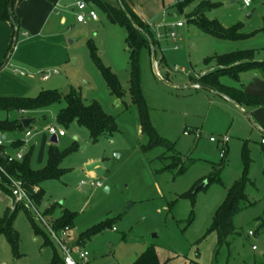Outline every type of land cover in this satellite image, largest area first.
<instances>
[{
	"label": "rangeland",
	"instance_id": "1",
	"mask_svg": "<svg viewBox=\"0 0 264 264\" xmlns=\"http://www.w3.org/2000/svg\"><path fill=\"white\" fill-rule=\"evenodd\" d=\"M74 1L76 8L70 5ZM114 1L117 4L118 0ZM181 1L131 0L137 10L151 14L154 27L162 34L158 23L184 22V26L175 27L177 41L163 35L156 38L160 44L155 49L143 46L138 56L140 88L149 118L173 149L162 143L145 150L150 139L141 132L129 90L132 64L127 31L99 4H87V10L80 13V1L63 0L50 14L42 33L24 36L20 30L16 42L13 35L6 49L3 62L10 56L0 71V96H36L47 89L68 93L74 88L85 102L98 101L116 118L117 131L94 142L87 127L77 122L67 127L59 124L57 114L66 105L64 99L25 114L0 112V118L34 119L30 124L35 133L31 141L36 143L31 156L34 169L46 165L51 144L60 150L74 146L61 163L65 173L40 183L45 195L36 208L47 222L58 218L61 209L74 213L72 239L93 226L106 224L85 242L89 252L86 264H133L150 245L161 264L264 262V128L239 105L194 84L201 72L209 70L206 60L210 57L253 50L256 60H264V0H251L249 5L244 0H210L218 6L206 11V17L227 28L236 27L243 35L238 39L204 32L187 17L196 3L181 12L177 6ZM89 9L98 19L78 22L77 16L87 15ZM62 16L66 18L63 23ZM4 35L5 31H0V40ZM96 54L116 74L124 89L121 99L110 92ZM213 65L212 71L221 69L235 75L232 66ZM14 69L23 70L26 76L15 74ZM49 70L51 77L43 81L42 75ZM239 75V81L227 75L221 80L257 91L264 86L263 71ZM49 125L65 131L57 143L51 142ZM22 136L24 131L7 133L8 138ZM225 136L230 139L227 144ZM245 148L249 157L246 201L233 217L234 234L227 243L219 244L211 226L228 191L244 176ZM116 154L122 155L117 158ZM177 154L180 160L173 165ZM97 161L101 164L88 171L87 165ZM51 204L59 208L49 215L45 210ZM13 209L9 192L0 188V220L11 217ZM33 222L48 232L34 209L22 207L14 213L17 244L10 242L8 234L0 233V264H62L54 261L55 254L62 257L60 246L46 242Z\"/></svg>",
	"mask_w": 264,
	"mask_h": 264
},
{
	"label": "trees",
	"instance_id": "2",
	"mask_svg": "<svg viewBox=\"0 0 264 264\" xmlns=\"http://www.w3.org/2000/svg\"><path fill=\"white\" fill-rule=\"evenodd\" d=\"M85 1L88 3L99 4L113 22L121 24L126 28V42L128 44L132 64V74L130 80L131 85L129 90L132 102L136 106L139 113L141 132L142 134L147 135L150 139V142L148 146L145 147V150L148 147H153L162 143H164L168 148L173 149V144L163 139L153 128L149 118V110L140 88V78L138 73V56L140 48L148 46L155 49L156 44H160V41L156 39L157 37L154 27L137 15L127 0H118V5L116 6L105 0ZM193 3H196V6L192 11L187 13V17L190 22L198 25L204 32L225 39H238L243 37V35L238 33V29L236 27L227 28L218 20H211L206 17V11L218 6L210 0H182L177 6L181 12H184L185 8ZM0 21H11L15 27L14 35L16 30L19 32L20 21L15 15L14 4L11 8L9 7V0H0ZM95 59L97 60L106 78L110 92L117 98L121 99L124 94V89L122 88L116 74L100 61L99 55L96 54ZM212 61L219 66H232L231 70L235 71V75H232V73H225L223 70L218 69L216 71L200 75L194 84H199V87H206L209 90L216 91L219 94L233 100L242 107L264 106V93L261 95H255L246 91L245 86L241 85L240 87H237L234 85H228L221 80L223 76L227 75L239 81V73L244 71L264 72V60H256L253 50H240L210 57L206 60V63L209 64ZM4 65L5 62L1 64L0 68ZM63 99L65 100L66 105L61 108L57 114V120L60 125L67 127L71 123L77 122L79 125L87 127L90 137L94 142H97L103 134H112L117 131L118 127L116 118L107 113L98 101H91L89 103L85 102L80 93L74 88H72L68 93H63L57 89H47L41 90L36 96H0V112L9 114L11 112H20L22 109L26 112L36 111L61 102ZM28 127H30V125ZM26 128L27 127H25L22 123V119L0 118V131L5 134L25 131ZM12 139H14L12 144L0 146V163L9 175L14 178L21 179L24 182L28 195L33 199L36 206H40L45 195V191L40 188V183L47 179L59 178L65 173V169L61 167V163L74 146L60 150L57 145L51 144L48 149V159L46 165L42 169H34L31 165L33 145L29 146L23 160L21 161L8 162L3 156L2 152L6 149L14 150L24 145L21 137H15ZM177 155L173 157V162H175L173 165H177L180 160V155ZM244 160L246 167L243 178L237 180L233 187L230 188L225 201L219 207L213 219L211 231L216 232L219 244L227 243L230 236L234 234L235 229L233 225V217L241 209L242 202L246 201L245 188L249 181L247 175L249 157L246 148L244 149ZM182 170L183 169H181V171ZM9 183L10 181L8 177H6L4 173H0V188L8 191L11 195L12 193L9 189ZM35 188H38V190L35 191ZM22 207L27 211L29 209L24 204L17 203L13 209L12 216L9 217L7 215L0 220V233L8 234L9 240L14 246L17 244V233L12 227L13 215L19 208ZM58 208L57 204H51L47 206L45 213H48L49 215L54 214ZM74 217V213L65 208L61 209V214L58 218L51 220L48 223L56 230L66 226H69L72 229ZM33 226L37 232L44 235L46 242L51 245H56L54 239L51 235H49V232L43 231L35 222H33ZM105 226L106 224L102 223L87 229L77 238V243L84 244L88 239L100 232ZM54 261H60L62 264H65L63 253L61 258L55 254ZM133 264L161 263L154 246L150 245L133 262ZM252 264H264V262Z\"/></svg>",
	"mask_w": 264,
	"mask_h": 264
},
{
	"label": "built area",
	"instance_id": "3",
	"mask_svg": "<svg viewBox=\"0 0 264 264\" xmlns=\"http://www.w3.org/2000/svg\"><path fill=\"white\" fill-rule=\"evenodd\" d=\"M244 1H245L246 5H249L251 3V0H244ZM77 7L79 10H84L87 8V4L85 1H80V2H77ZM87 19H91V20H97L98 19L97 14L93 9H89L87 15L79 14L77 16V20L79 22H84ZM149 23L151 26H153V27L155 26V24L153 22L152 23L149 22ZM177 26L178 27L184 26V22L178 21L176 23H172L171 25L162 22V23H158V25H157V27H167L168 28L167 36L169 38H172L174 41H177V37H178V33L175 29V27H177ZM154 29L156 31L157 38L160 40L164 34L159 32L155 27H154ZM178 47H179L178 44H175V48H178ZM15 72L19 73L20 75L25 74V72L20 70V69H16ZM55 72H57V71H55ZM50 74H51V71H47L43 75V78L47 79L50 76ZM195 86L199 87V84H195ZM25 112L26 111L24 109H22L20 111V113H25ZM47 130H48V133L50 134V136L56 135L57 138L65 135L64 129L56 127L54 125H49ZM33 135H34V131L30 127H27L26 130L24 131V136L21 137L22 141L24 142V145L20 148L14 149V150L6 149L5 151L2 152L3 156L7 159L8 162L23 160V157L27 151V148L30 144V140L33 137ZM13 140L14 139H12V138H8L7 134L0 131V146L10 145V144H12ZM210 140L215 141V142L217 141V139H215L214 137H211ZM228 141H229V137L225 136L223 139V142L225 144H227ZM263 142H264V138H263ZM222 153H224V149L222 150ZM0 173H4L10 181L9 187L11 189L12 194L11 195L9 194V195L12 197L14 207L17 203H22L26 207H28L30 209L32 208L36 211L39 218L45 223L51 237L60 246L62 253H63V258L65 261V264H86L88 262L89 252L87 251V249L85 248V246L82 243L78 244L77 240H75L73 242L69 240V238L71 236V228L69 226H66V227L61 228L59 230L54 229L53 226H51L45 220V218L40 214V212L37 210L35 202L28 195V193L25 189L24 182L21 179H17V178L12 177L11 175H9L1 163H0ZM97 185L100 186V185H102V183L98 182ZM34 190L37 191L38 188H35ZM250 234L252 235L254 233L250 232Z\"/></svg>",
	"mask_w": 264,
	"mask_h": 264
},
{
	"label": "crops",
	"instance_id": "4",
	"mask_svg": "<svg viewBox=\"0 0 264 264\" xmlns=\"http://www.w3.org/2000/svg\"><path fill=\"white\" fill-rule=\"evenodd\" d=\"M61 1H63V0H14V12L20 21V30H22L23 35L24 36H28L30 34L38 35V34L42 33L46 28V24H47V21H48L50 14L60 5ZM77 1H82V0H77ZM83 1H85V0H83ZM105 1L111 3L114 6L118 5V2H117V4H115L114 0H105ZM127 1L129 3V5L132 7V9L134 10V12L142 20H144L145 22H153V20L151 18L152 17L151 14L149 15V13L145 12L144 9H141V11L137 10L135 7H133L131 0H127ZM86 4L91 5L88 2H86ZM70 5H72L73 7L76 8V1L72 2ZM68 6H69V4H68ZM87 8H88V5H87ZM87 8L84 10H87ZM79 11L81 13V10H79ZM65 21H66L65 16H62L61 22L63 23ZM14 29H15V27L11 21H0V31L1 32L5 31V35L0 40V66L2 63H4L3 59L6 57V51H7L6 49H8V47H9L8 45L10 43L11 37L14 35ZM161 30L164 31V36L168 37L167 36L168 28L162 27ZM18 34H19V32H18ZM17 39H18V36H17ZM9 56L6 59L5 65L2 68H0V71L4 67H6V65L8 64ZM213 64H216V63L213 61L211 63H209L208 64L210 66L209 70L208 69L204 70L203 72H201L199 74V76L212 71L215 68V66ZM15 70L16 69H14V73L17 75H20L19 73H16ZM53 72L58 73L55 71H53ZM43 75L41 78L43 81H46L51 77V74H50V76L47 79H44ZM20 76L24 77V76H26V73L24 75H20ZM245 89L249 93H254V94L264 92V86H262L261 90H258V91L254 90L250 86H247V87L245 86ZM220 95L223 96L224 98H226L227 100H231L222 94H220ZM4 96H15V95H4ZM231 101L234 102L233 100H231ZM234 103L237 104L236 102H234ZM237 105H239V104H237ZM240 107L245 112H247L249 114V116H251L252 118L255 117L257 122L264 128V108L263 107H251V106H248V107L240 106ZM25 113H27V112H25ZM34 136H35V133H34L33 137ZM262 143H264L263 139H262ZM35 144H36L35 142L30 140L29 146L33 145V147H34ZM29 146H28V148H29ZM113 229H114V227H113ZM69 240L73 242L77 239H72V236H70ZM83 245L85 246V243ZM85 248H86V246H85Z\"/></svg>",
	"mask_w": 264,
	"mask_h": 264
},
{
	"label": "water",
	"instance_id": "5",
	"mask_svg": "<svg viewBox=\"0 0 264 264\" xmlns=\"http://www.w3.org/2000/svg\"><path fill=\"white\" fill-rule=\"evenodd\" d=\"M13 4H14V0H9V7H10V8L13 6ZM17 36H18V30H16L15 35H14V43H15L16 40H17ZM204 88H206V87H204ZM245 113L249 116V114H248L247 112H245ZM249 117H250V116H249ZM33 121H34V119H33V118H30V117H24V118H22V123H23V125H24L25 127H28ZM57 141H58V138H57L56 135L51 136V142H52V143H57ZM121 155H122V154H116V157H117V158H120ZM99 164H101L100 161L92 162V163L88 164V165H87V169H88V171H92V170L95 169V167H96L97 165H99ZM205 184H206V183H203L202 185H199V187H198L197 189L203 187ZM106 190H108V188H106Z\"/></svg>",
	"mask_w": 264,
	"mask_h": 264
}]
</instances>
